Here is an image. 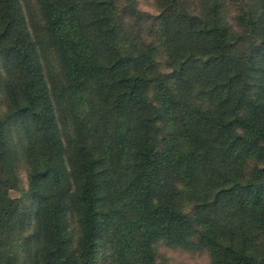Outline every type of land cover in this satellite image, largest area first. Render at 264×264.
I'll return each instance as SVG.
<instances>
[{
  "label": "trees",
  "instance_id": "obj_1",
  "mask_svg": "<svg viewBox=\"0 0 264 264\" xmlns=\"http://www.w3.org/2000/svg\"><path fill=\"white\" fill-rule=\"evenodd\" d=\"M118 1L38 0L66 71L61 96L78 139L82 235L73 253L66 215L71 182L51 92L19 0H0L7 86L0 114V264H94L103 200L112 264H157L151 244L158 240L206 250L212 264H264V0H155L170 73L154 70L153 43L128 34L124 18L139 14L134 1L121 9ZM232 8L239 32L229 23ZM17 121L37 128L45 150L46 182L38 195L47 203V244L26 262L13 245L22 225L19 203L7 195L18 184L10 128ZM37 166L31 162L32 181Z\"/></svg>",
  "mask_w": 264,
  "mask_h": 264
},
{
  "label": "rangeland",
  "instance_id": "obj_2",
  "mask_svg": "<svg viewBox=\"0 0 264 264\" xmlns=\"http://www.w3.org/2000/svg\"><path fill=\"white\" fill-rule=\"evenodd\" d=\"M135 3L138 13L135 16L125 17V21L131 26V39L137 38L147 40L154 44L156 56L155 67L156 71L171 72V67L168 66L167 59L160 45L161 36L158 30V22L155 17L159 14V7L155 0H132ZM23 15L26 21L27 30L33 43L36 46L37 54L39 56L40 67L44 80L51 92L52 104L56 112V129L57 135L62 144L61 160L64 170L69 174L71 182L70 193L68 195L69 209L66 211L67 215V229L69 233L68 247L73 253H76L80 247L82 227L81 214L78 206L77 191L80 185V175L76 163V144L77 135L75 134V125L72 117L69 101H65L61 95H65L67 89L62 87L66 83V71L62 65L59 52L55 45L50 41L46 23L43 17L42 9L38 0H19ZM119 9L126 5L125 0H119ZM236 10L229 14V23L233 26V30L239 32V28L235 23L234 14ZM139 39V40H140ZM248 43H245V45ZM18 70V69H17ZM4 65L0 60V114L7 110V86L5 87ZM18 76V73H17ZM109 110V121L112 122V112H110L109 105H106ZM111 113V115H110ZM12 128L11 143L15 151V170L18 178L17 187L10 189L7 195L11 198L17 199L19 203L18 213L22 221L20 233L19 226L17 234L13 241L14 248L18 260L26 262L31 256H35L38 251L46 247V230L49 221L42 213L44 207L47 205L44 198H41L39 203L38 193L43 190L45 186V178L42 176L41 170L45 164V150L42 149V138L35 134L37 128L33 126L27 128L19 126L18 121L10 124ZM22 128V133L17 134V129ZM169 130V125L164 126ZM172 130V128H171ZM28 131V132H27ZM170 140L167 138L166 142ZM39 142L41 144H39ZM36 148H34V145ZM44 144V142H43ZM166 144V143H165ZM115 153V149L109 151L110 155ZM37 159V160H35ZM37 161L38 175L34 180H31L30 173L32 172L31 162ZM100 166V165H99ZM106 173L107 165H101ZM107 179L106 177H103ZM99 218L102 227L95 238L94 246V264H112V243H111V229L112 224L108 222L105 224L104 217L109 215L108 205L103 201L98 203ZM48 238V236H47ZM44 242V245H43ZM155 250V258L157 264H212L209 254L206 250L192 249L183 247L179 244H169L165 240H158L152 243L151 246Z\"/></svg>",
  "mask_w": 264,
  "mask_h": 264
}]
</instances>
